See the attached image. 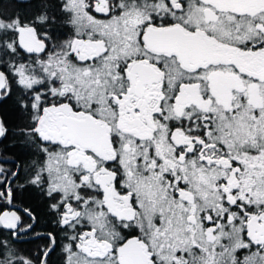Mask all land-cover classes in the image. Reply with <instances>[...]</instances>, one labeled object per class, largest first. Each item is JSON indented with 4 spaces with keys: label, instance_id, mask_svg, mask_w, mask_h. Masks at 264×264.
I'll use <instances>...</instances> for the list:
<instances>
[{
    "label": "snow or ice",
    "instance_id": "snow-or-ice-1",
    "mask_svg": "<svg viewBox=\"0 0 264 264\" xmlns=\"http://www.w3.org/2000/svg\"><path fill=\"white\" fill-rule=\"evenodd\" d=\"M4 141L0 264H264V0L0 14Z\"/></svg>",
    "mask_w": 264,
    "mask_h": 264
},
{
    "label": "trees",
    "instance_id": "trees-1",
    "mask_svg": "<svg viewBox=\"0 0 264 264\" xmlns=\"http://www.w3.org/2000/svg\"><path fill=\"white\" fill-rule=\"evenodd\" d=\"M42 2V0H31V3L21 6L17 3V0H0V14L2 15H12L16 11L20 9V7H24L26 11H33L35 5H38ZM9 119L15 120L16 118L12 115L9 116ZM15 142L13 141H4L0 143V155L3 156H13L16 150L7 151L6 147L10 148ZM33 197L28 195L27 201L31 203H35V200H32Z\"/></svg>",
    "mask_w": 264,
    "mask_h": 264
},
{
    "label": "flooded vegetation",
    "instance_id": "flooded-vegetation-1",
    "mask_svg": "<svg viewBox=\"0 0 264 264\" xmlns=\"http://www.w3.org/2000/svg\"><path fill=\"white\" fill-rule=\"evenodd\" d=\"M8 166H10V165H8ZM28 195H30V196H32L33 197V199L32 200H35L36 201V198H35V196H34V194H26V197H25V199L27 200V198H28ZM31 202V201H30ZM44 242L43 241H41V240H34V241H30V242H27V243H24L23 245H21L22 247H25V248H28V249H32V250H35L39 245H42ZM52 260H53V262H55L56 261V257L55 256H53L52 257Z\"/></svg>",
    "mask_w": 264,
    "mask_h": 264
}]
</instances>
